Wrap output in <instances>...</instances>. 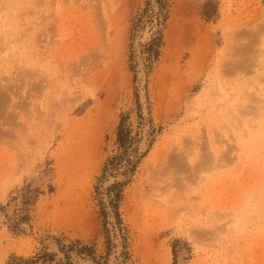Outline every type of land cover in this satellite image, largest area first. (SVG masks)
Here are the masks:
<instances>
[{"label": "rangeland", "instance_id": "rangeland-1", "mask_svg": "<svg viewBox=\"0 0 264 264\" xmlns=\"http://www.w3.org/2000/svg\"><path fill=\"white\" fill-rule=\"evenodd\" d=\"M2 253L264 264V0H0Z\"/></svg>", "mask_w": 264, "mask_h": 264}, {"label": "bare ground", "instance_id": "bare-ground-1", "mask_svg": "<svg viewBox=\"0 0 264 264\" xmlns=\"http://www.w3.org/2000/svg\"><path fill=\"white\" fill-rule=\"evenodd\" d=\"M254 43H255V41H254ZM254 45H255V44H254ZM245 47H246V46H245ZM256 47H257V46H256ZM256 47H255V48H256ZM251 48H252V47H251ZM244 50H245V49H244ZM254 50H256V49H254ZM247 52H248V51H247ZM255 52H256V51H255ZM255 52H254V53H255ZM249 53H250V52H249ZM252 53H253V52H252ZM254 53H253V54H254ZM246 56H247V55H246ZM248 56H249V55H248ZM250 57H251V56H250ZM252 59H253V58H252ZM252 61H253V60H252ZM256 85H257V84H256ZM258 86H261V87H262V85H260V84H259ZM255 87H256V86H254V88H255ZM248 89L250 90V89H253V88H251V85H250V86L248 87ZM248 89L246 88V90H248ZM257 90H258V89H257ZM249 92H250V91H249ZM249 92H248V93H249ZM241 93H242V92H241ZM241 93H240V94H241ZM248 93H247L246 95H248ZM250 93H251V92H250ZM252 93L254 94L255 91H254V92L252 91ZM252 93H251V94H252ZM242 94H243V93H242ZM253 94H252V95H253ZM243 95L246 97L245 94H243ZM252 95H251V96H252ZM254 95H256V94H254ZM254 95H253V96H254ZM256 96H257V95H256ZM256 96H254V97L256 98ZM259 96H260V94H259ZM245 97H244V98H245ZM257 97H258V96H257ZM239 98L242 100V99H243V96H241V97H239ZM241 107H242V106H241ZM238 108H240V106L237 107V108H235V109H236V110L238 111V113H239V109H238ZM242 108H243V107H242ZM240 109H241V108H240ZM241 110H242V109H241ZM142 142H143V141H142ZM141 150H142V149H141ZM211 150H212V149H211ZM208 152H209V151H208ZM211 152H212V151H210V153H211ZM210 153H209V155L211 156L212 153H211V154H210ZM210 156H209V157L207 156V157H208V158H211ZM212 157H213V156H212ZM202 158H203V157H202ZM205 158H206V157H205ZM203 159H204V158H203ZM206 162H207V159L204 160V161L202 162V165H203V163H206ZM113 236H114V235H113ZM115 242H117V240H116ZM117 248H118V247H117ZM51 249H52L53 252H57V254H59V253H58V248H57V246H56L55 244H54V245H51ZM116 252H117V251H116ZM60 254H61V253H60ZM4 257H5V253H2L1 256H0V261H2ZM110 257H111V256H110ZM76 260L79 261L80 259L76 258ZM81 260H82V259H81ZM88 262H89V264H90V260H89ZM110 262H111V261H110ZM112 264H116V263L113 261Z\"/></svg>", "mask_w": 264, "mask_h": 264}, {"label": "trees", "instance_id": "trees-1", "mask_svg": "<svg viewBox=\"0 0 264 264\" xmlns=\"http://www.w3.org/2000/svg\"><path fill=\"white\" fill-rule=\"evenodd\" d=\"M122 126H123V124L121 123L119 125V127H118L117 139H118L119 144L124 145V142H123V127Z\"/></svg>", "mask_w": 264, "mask_h": 264}]
</instances>
